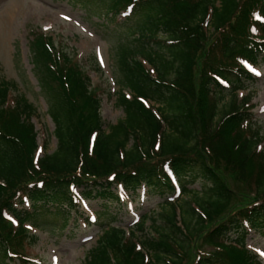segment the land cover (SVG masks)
<instances>
[{"label":"trees","instance_id":"1","mask_svg":"<svg viewBox=\"0 0 264 264\" xmlns=\"http://www.w3.org/2000/svg\"><path fill=\"white\" fill-rule=\"evenodd\" d=\"M107 10L138 16L117 54L116 123L102 119L86 70L95 62L55 33L31 30L29 41L53 151L38 155L36 107L0 79V264L29 261L36 235L26 222L38 206L58 205L65 225L80 198L119 201L118 186L142 185L168 196L157 215L136 230L103 225L85 264H260L246 239L264 230V134L240 92L264 54V0H108Z\"/></svg>","mask_w":264,"mask_h":264},{"label":"rangeland","instance_id":"2","mask_svg":"<svg viewBox=\"0 0 264 264\" xmlns=\"http://www.w3.org/2000/svg\"><path fill=\"white\" fill-rule=\"evenodd\" d=\"M107 2L108 0H0V79L15 82L18 93L25 95L35 105L36 115L32 121L37 131L39 156L53 151L56 140L52 135L54 125L47 114L48 96L40 90L38 74L29 61L31 30L43 29L55 33V38L63 45L74 48L81 61L92 58L97 69L93 68V64H87L86 70L90 72L92 82L101 89V116L104 123H116L124 116L122 108L115 103L113 94L118 87L114 80L118 78L117 54L122 46L131 45L134 41L132 30L138 16L121 19L122 14L118 13L111 18ZM252 71L257 79L249 82L240 93L251 94L255 120L264 134V54ZM107 90L111 97H108ZM226 99L227 97L224 102L222 100L219 103L217 120L223 115ZM45 140L47 143L44 146ZM259 147L264 149V142ZM188 187L197 190L199 184ZM116 192L119 201L80 198L77 207L67 212L65 210L68 215L65 225L58 212V205L47 203L45 206H38L41 211L26 222V226L36 235L33 245L27 247L30 260L22 263L15 258L8 264H85V256L96 244L103 225L111 223L133 226L136 230L137 220L144 214L152 215L153 212V215H157L161 201L168 197L147 193L143 185L137 189V194L119 188ZM23 206L27 208L28 204ZM148 224L149 219H146L145 227ZM136 233L142 237L139 230ZM246 247L256 255L260 264H264V230L262 234L251 231L246 239Z\"/></svg>","mask_w":264,"mask_h":264}]
</instances>
